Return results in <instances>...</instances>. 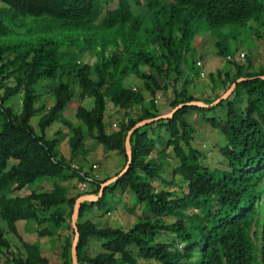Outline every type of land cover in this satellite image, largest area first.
Returning a JSON list of instances; mask_svg holds the SVG:
<instances>
[{"label":"trees","instance_id":"trees-1","mask_svg":"<svg viewBox=\"0 0 264 264\" xmlns=\"http://www.w3.org/2000/svg\"><path fill=\"white\" fill-rule=\"evenodd\" d=\"M109 1L114 10L105 11L101 0H0V264H72L76 201L100 196L102 184L125 169L128 133L138 123L162 116L166 105L171 112L191 102L210 106L234 84L217 106H184L172 119L132 134L129 170L106 187L99 201L81 206L78 262L264 264V203L258 206L264 198V68L253 72L251 65L244 69L233 62L234 75H210L211 82L219 83L205 99L191 92L194 79L187 69L202 41H196L198 22L219 38L233 26L254 29L260 40L264 0ZM214 47L219 57L232 56L221 41ZM86 54L95 62L84 61ZM239 79L246 80L237 83ZM16 97L21 98L20 114L10 105ZM87 99L92 103L77 108L75 121L64 117L75 100ZM162 100L166 105L160 108ZM108 103L120 117L111 133ZM36 114L41 116L38 131L31 124ZM194 115L224 143L217 136L212 150L198 146ZM56 123L67 131L58 130L48 140L46 131ZM65 139L69 160L58 147ZM88 139L121 156L115 175L101 181L92 173L96 163L85 169ZM206 152L217 154V166L206 163ZM178 177L186 192L155 187L156 182L179 187ZM41 180L53 181L52 189L19 195ZM77 182L87 189L79 187L70 196ZM126 194L135 197L143 212L131 227H101L86 218L94 208L109 207L111 213L112 202L117 210L114 205ZM128 207L122 205L131 215ZM20 223L25 231L33 224L31 233L34 229L39 239L57 245L58 260L44 253L40 241L27 242ZM93 240L102 242L94 256L89 253Z\"/></svg>","mask_w":264,"mask_h":264},{"label":"rangeland","instance_id":"rangeland-1","mask_svg":"<svg viewBox=\"0 0 264 264\" xmlns=\"http://www.w3.org/2000/svg\"><path fill=\"white\" fill-rule=\"evenodd\" d=\"M101 5L103 6L104 10H114L116 8V5L112 2H110L109 0H101ZM2 6L1 2H0V7ZM101 20V19H100ZM237 27H231L229 30L224 29L221 32V38H219L218 33H212L209 28L208 25L204 22H198V28L197 30L198 32V36H197V40H201V43L198 44V48H196L197 50V54H196V58L194 57V60H191L190 58L187 61V69L188 72H190L189 77L192 76V80L193 79H200V77H202L201 74V70L209 72L210 74L212 73L213 75H215V79H218V77H216V74L218 73V71H221L222 73H227L230 71H233V69H235L234 67V63L229 64V62L227 63L226 59H223L221 57H219L216 54V49L214 47L215 43L218 41H221L224 45L225 48H227L228 52L232 54V56H234V58L237 57V54L239 53H244V51L240 52V50H245L246 51V57H245V61L243 63V67L244 69H246L249 65L252 66L251 70L253 72H258L261 68H264V29H259L257 31V33L261 36L259 38H261L260 40L257 38L256 34L254 33V29L250 30L248 28H244V29H237ZM238 31V32H236ZM220 33V32H219ZM84 61H86L87 63H94L95 59L94 58H88L87 54L86 56L83 57ZM201 58V59H200ZM199 61L200 65L197 64V66L193 65L194 61ZM237 64H242V62H239ZM210 75L208 76L209 79ZM187 78V75H186ZM213 84V89L218 87V81L215 80V82H211L210 84ZM191 84V83H190ZM132 88V86H130ZM199 87V85L197 86H192L191 85V92L197 96L198 98H207L208 96L212 95L213 96V91L211 92V90H205V87H203L201 85V92H198V90H196ZM169 96H171V90L168 93ZM160 96V95H159ZM48 96H45V99ZM160 98V97H159ZM51 103V101H50ZM92 103L91 99H87L84 101H79V100H75L72 104H70L69 108L65 111L64 117H66L69 121L74 120V115L75 112L77 110V108L80 105H84V106H89ZM160 108L164 107L165 104V100L161 101L160 103ZM10 105H12L15 110H16V114H20L21 113V98L16 97L14 98L11 102ZM161 113L162 116L163 115H167L169 113H171V108H169L167 105L161 109ZM40 115L36 114L34 115V117L32 118L31 124L36 128V130L38 131V124H39V120H40ZM120 122V117L116 114V109L115 107L111 104L108 103L107 104V110H106V124H107V132L111 133L115 130H117V125ZM192 122L194 123V125L197 127V133L195 135L196 137V141L198 146H202L205 145L207 146L206 150H212L215 142H216V137H219L220 140V144L224 143V138H222V136L219 135V133H217L216 131L212 130L208 125H206L203 121L200 115H194L192 118ZM58 130H62L64 132L67 131V128L63 125H60L59 123H56L54 125H52V127H50L49 129H47L46 131V138L49 139H53L56 132ZM215 135V136H214ZM69 139V138H68ZM68 139H65L64 141L61 140L60 144L58 145L59 150L61 151V153L65 156L66 159H70L71 158V153L69 150V146H68ZM86 147L89 151L88 153V161L89 164L85 166L86 170H89V168H91L92 164L96 163V165L98 166V168H94L93 167V174L97 175L100 177L101 181L103 179H105L106 177L109 176H113L115 175L122 167V161H121V156L115 154V153H111V152H106L105 149H103V147H101L100 145H98L96 142L92 141V140H87L86 141ZM207 153V160L206 163L208 165H210L211 167H215L218 164V158H217V154L214 152H206ZM157 153H154L152 157H156ZM77 158L73 160V162L77 163ZM80 162V161H79ZM15 164V161H12L13 165ZM168 170H165L163 173L164 174H168ZM177 183L179 184V187L173 188V187H161V184L159 182L155 183V187L156 189H167L170 191H177L180 193L181 190H183L184 192L187 191L186 189V185L183 184V182H181V179L178 177L176 179ZM53 181L50 180H41L36 182L35 184H32L29 188H26L24 191H22L21 193H19L20 196H27L30 195L32 192H44V191H50L52 189V183H50ZM80 183H76V188H71L70 190V196H74L77 191H79V187H83L80 186ZM86 197V196H84ZM135 197L126 194L124 196H122L120 198V200L114 205V207H117V210H115L113 208V202L111 203V213H109V207L105 210H98V208H94L92 211L87 212L86 214V218L92 219V221L96 222L97 224H100L101 227H106V226H110V227H118V226H123L124 228H129L132 225H134L135 223L138 222V217H141L143 215L141 205L136 202L134 199ZM264 203V198L263 200L258 204V206L261 208V204ZM123 204H129L130 207H128V209H132V213L131 215L129 213H127V211H125L122 208ZM136 207V209H135ZM143 208V206H142ZM135 209V212L134 210ZM193 211V210H192ZM136 213V214H135ZM33 224H30L27 227L26 231L25 229V225L24 223H20L19 224V231L21 232L22 236L24 237L25 240H27V242L29 243H35L37 241H40V245L42 246V250L44 251V253L48 254V255H52L53 258L55 260H58V257H55L57 255H59L60 251L58 246H54V243H49V239H39L37 236V233L34 232L35 230L33 229L32 233H31V229L34 228L35 226H31ZM31 233V234H30ZM262 236V230L260 231V237ZM162 238H167V239H172L169 238L166 235H162ZM9 239L12 241V243L16 246L20 245L16 239L14 237H9ZM92 244L94 246H92L91 248H89V253L94 256L96 255L98 252L101 251V245L102 242L101 241H96L93 240ZM3 258L0 256V260H2Z\"/></svg>","mask_w":264,"mask_h":264},{"label":"water","instance_id":"water-1","mask_svg":"<svg viewBox=\"0 0 264 264\" xmlns=\"http://www.w3.org/2000/svg\"><path fill=\"white\" fill-rule=\"evenodd\" d=\"M261 78L264 79V76L261 77ZM245 80L246 79H239L237 81V83L245 81ZM235 87H236V84H234L226 94H224L219 100H217L216 102H214L210 106L202 104L200 102H191V103H188V104L180 105L177 108H175L171 113H169L167 115H163V116L157 117L155 119L145 120V121H142V122L138 123L128 133V136H127V139H126V145H125L126 154H127V157H128V163H127L125 169L121 172V174L119 176H116V177L110 179L109 181H107L106 183L102 184L100 196H98V197H96V196L81 197V198H79L76 201L75 208H74V213H73V216H72V225H73V227L75 228V231H76V236H75V240H74L73 247H72V264H79L78 255H77V246H78V242H79V237L80 236H79V233H78L77 222H78V219H79L81 206L85 202L95 203V202L99 201V199L103 196L104 190L106 189V187H108L110 184L116 182L120 177H122L129 170V168H130V166L132 164V157H133V150H132V146H131V136H132V134L135 131H137L138 129H140V128L144 127V126H147L149 124H152L155 121L172 119L174 114L176 112H178L180 109H182L184 106H197V107H201V108H209V107L217 106L221 101L227 99L230 96V94L233 92Z\"/></svg>","mask_w":264,"mask_h":264},{"label":"crops","instance_id":"crops-1","mask_svg":"<svg viewBox=\"0 0 264 264\" xmlns=\"http://www.w3.org/2000/svg\"><path fill=\"white\" fill-rule=\"evenodd\" d=\"M242 51H244V53H246L245 50H240V52H242ZM229 73L231 75H234L236 73V70L233 69V71H230ZM201 74H202V77H200V79H194V81H193L195 86L199 85V87L196 90L199 89L198 92H201V85H202L203 87H205V90L206 89L211 90V92H212L213 91V86H212L213 84L212 83L210 84V80L208 79V76L211 75L212 73L210 74L209 72L201 70ZM214 94H216V93H214Z\"/></svg>","mask_w":264,"mask_h":264},{"label":"built area","instance_id":"built-area-1","mask_svg":"<svg viewBox=\"0 0 264 264\" xmlns=\"http://www.w3.org/2000/svg\"><path fill=\"white\" fill-rule=\"evenodd\" d=\"M245 57H246V54L245 53H239L237 54V57L234 58V56H229L226 58V61L227 62H236V63H239V62H242V64L244 63L245 61ZM198 65H200V62L197 63ZM94 168H98L97 166H94ZM80 186H83V187H80L82 191H86L87 189V184L86 183H82Z\"/></svg>","mask_w":264,"mask_h":264}]
</instances>
